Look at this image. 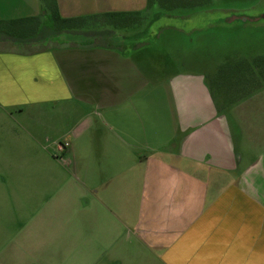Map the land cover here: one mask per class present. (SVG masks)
<instances>
[{
	"label": "crops",
	"instance_id": "obj_1",
	"mask_svg": "<svg viewBox=\"0 0 264 264\" xmlns=\"http://www.w3.org/2000/svg\"><path fill=\"white\" fill-rule=\"evenodd\" d=\"M152 6L0 0L48 21L0 33V264H264V74L241 90L210 35L144 25Z\"/></svg>",
	"mask_w": 264,
	"mask_h": 264
},
{
	"label": "rangeland",
	"instance_id": "obj_2",
	"mask_svg": "<svg viewBox=\"0 0 264 264\" xmlns=\"http://www.w3.org/2000/svg\"><path fill=\"white\" fill-rule=\"evenodd\" d=\"M171 3L166 1V3L162 2L161 5L157 6L160 10L158 11L160 13H157V18L152 13V10L154 11L153 6V9L152 7L150 8L148 17H144V25L146 23L151 24L152 20H155L151 29L159 30L163 41H168L165 39L166 34L168 36V33L176 30L182 32L183 41L188 43L190 39H193L190 38V35L195 36V34H198L200 36L202 33L203 35H210L211 60L214 62L228 58V60H231L229 61L230 63H234L240 56L251 55L257 49L259 51L264 49V0H220L213 9L209 7L210 4H205L206 2H203V4L201 1L198 2V0H194L195 4L193 5V2L188 0L171 1ZM188 3L190 4L188 5ZM238 15H246L248 17L258 15L261 17L257 20L236 18ZM110 22L109 20H95L74 24V26L94 28L95 25H98L95 23L104 25ZM115 22L124 23V21L119 20ZM125 22L132 25H141L143 21L139 18L138 20L134 19V21ZM182 45L186 44L182 43ZM188 53L183 51L182 56L185 54L190 57ZM192 55L198 59L195 63L198 67H201L199 64L204 65L206 63V48L205 50L198 48V51L192 53ZM199 59H202V61H199Z\"/></svg>",
	"mask_w": 264,
	"mask_h": 264
},
{
	"label": "trees",
	"instance_id": "obj_3",
	"mask_svg": "<svg viewBox=\"0 0 264 264\" xmlns=\"http://www.w3.org/2000/svg\"><path fill=\"white\" fill-rule=\"evenodd\" d=\"M166 1H185V0H150V6L155 3H159V5L166 3ZM194 3V0H188ZM196 1V0H195ZM172 4V3H171ZM190 3H188L189 5ZM258 16V15H257ZM253 16V17H257ZM52 18L53 21V29L60 30L62 28H70L75 21L71 19H63L59 14H54ZM48 21H44L40 19V17H34L29 19H23L19 21H0V33L3 32L7 37L13 39H27L31 37H44L46 30H48ZM236 61V60H235ZM235 69V70H234ZM234 80L231 81L234 85H238L242 83V89L244 90L247 86V83L252 82V80H248L256 73V71L264 74V55L254 57L253 59H240L236 61L234 68ZM230 70V69H229ZM228 70V71H229ZM245 72L246 77H243L241 72ZM249 76V77H248Z\"/></svg>",
	"mask_w": 264,
	"mask_h": 264
},
{
	"label": "built area",
	"instance_id": "obj_4",
	"mask_svg": "<svg viewBox=\"0 0 264 264\" xmlns=\"http://www.w3.org/2000/svg\"><path fill=\"white\" fill-rule=\"evenodd\" d=\"M69 145H70L69 141L60 142L59 143V149L60 150L66 149Z\"/></svg>",
	"mask_w": 264,
	"mask_h": 264
},
{
	"label": "water",
	"instance_id": "obj_5",
	"mask_svg": "<svg viewBox=\"0 0 264 264\" xmlns=\"http://www.w3.org/2000/svg\"><path fill=\"white\" fill-rule=\"evenodd\" d=\"M243 17H245V18H247V19H254V20H257V19H259L261 16H257V17H248V16H246V15H238L236 18H243Z\"/></svg>",
	"mask_w": 264,
	"mask_h": 264
},
{
	"label": "flooded vegetation",
	"instance_id": "obj_6",
	"mask_svg": "<svg viewBox=\"0 0 264 264\" xmlns=\"http://www.w3.org/2000/svg\"><path fill=\"white\" fill-rule=\"evenodd\" d=\"M245 19V17H243Z\"/></svg>",
	"mask_w": 264,
	"mask_h": 264
}]
</instances>
